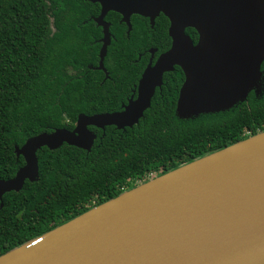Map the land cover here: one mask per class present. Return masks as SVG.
<instances>
[{"label": "trees", "instance_id": "trees-1", "mask_svg": "<svg viewBox=\"0 0 264 264\" xmlns=\"http://www.w3.org/2000/svg\"><path fill=\"white\" fill-rule=\"evenodd\" d=\"M98 12L96 3L83 0H0V180L23 165L14 150L26 139L69 131L78 114L119 111L145 51L155 49L156 55L169 45L161 14L152 26L132 15L128 30L108 12L110 39L97 69L101 33L92 18ZM184 33L195 42L193 29ZM182 80L176 66L163 73L149 107L131 127H88L95 134L89 151L66 144L36 151L37 179L0 196V255L152 176L264 131V81L259 95L249 91L227 110L181 119L175 103Z\"/></svg>", "mask_w": 264, "mask_h": 264}, {"label": "water", "instance_id": "water-1", "mask_svg": "<svg viewBox=\"0 0 264 264\" xmlns=\"http://www.w3.org/2000/svg\"><path fill=\"white\" fill-rule=\"evenodd\" d=\"M83 1L99 6L93 18L101 27L97 69H102L110 39L103 21L108 12L117 13L128 30L132 15L152 26L161 14L168 21L170 47L144 68L135 98L119 111L78 114L69 131L54 129L26 139L14 150L23 165L10 179L0 180V196L37 179L35 153L40 148L66 144L89 151L95 134L88 127L136 124L162 74L173 66L183 74L175 106L178 118L190 110H227L249 91L261 92L242 87V80L255 76L263 81L264 0ZM186 28L196 33L194 44ZM224 76L237 82L229 93L231 102L207 96L204 103H187ZM0 264H264V131L138 183L0 255Z\"/></svg>", "mask_w": 264, "mask_h": 264}, {"label": "rangeland", "instance_id": "rangeland-1", "mask_svg": "<svg viewBox=\"0 0 264 264\" xmlns=\"http://www.w3.org/2000/svg\"><path fill=\"white\" fill-rule=\"evenodd\" d=\"M232 66H233V64H232ZM241 67H242V71L247 74L248 73L247 67L246 66H241ZM236 68H237V66H236ZM263 70H264V67H263L262 71ZM251 77L252 76H250V78ZM250 78L248 79V77H245L242 80V87H244V88L250 87L251 89H256L258 91H261V88L263 85V81L261 80V78L255 79V76H253V79L251 81H249ZM234 81L235 80H233L232 78H230L228 76H224V77H222V79L214 82L213 84L204 87V89H202L200 92L195 94L193 99L190 102L187 101V103H197V104H192V106L204 103L207 99L206 98L207 96H210L211 97L210 99H215V101L222 102L224 104L231 102V96H229V93L231 92V88H232L233 83L237 84V82L236 81L234 82ZM204 106H207V105L204 104ZM201 113H204V112L203 111L190 110L187 113H183L182 115H179V117H181V118L193 117L194 118V116L201 114ZM152 177H156V176H152Z\"/></svg>", "mask_w": 264, "mask_h": 264}, {"label": "flooded vegetation", "instance_id": "flooded-vegetation-1", "mask_svg": "<svg viewBox=\"0 0 264 264\" xmlns=\"http://www.w3.org/2000/svg\"><path fill=\"white\" fill-rule=\"evenodd\" d=\"M99 13V12H98ZM107 14V13H106ZM98 15V14H97ZM96 15V16H97ZM95 16V17H96ZM95 17H93V18H95ZM105 17V16H104ZM93 18H92V21H93ZM103 21H104V18H103ZM105 22V21H104ZM107 23V22H106ZM95 24V23H94ZM149 24V23H148ZM96 26V25H95ZM96 27H99V26H96ZM100 28V33H101V27H99ZM108 28H109V26H108ZM197 39V38H196ZM192 41V40H191ZM98 42H100V46H101V41H100V39L98 40ZM195 42H196V40H195ZM194 42V43H195ZM193 43V44H194ZM170 47V39H169V45H168V47L165 49V51L168 49ZM165 51H161V52H159V53H157L156 55H155V53H156V50L155 49H152V48H149V49H147L146 51H145V53H146V56L143 58L144 59V63H143V67H142V71L144 70V68L147 66V65H152L154 62H155V60H156V58L161 54V53H163V52H165ZM140 57L138 56L137 57V60L139 59ZM134 61H136V60H134ZM264 62H262L261 64H262V69H263V67H264V64H263ZM175 66H173L172 67V70H173V68H174ZM260 67H261V65H260ZM171 70V71H172ZM142 71H141V73H142ZM181 71V70H180ZM264 71V70H263ZM103 72V75H104V77L106 78L107 77V74H106V72H104V70L102 71ZM141 73H140V75H141ZM165 73V72H164ZM264 73V72H263ZM140 75H139V77H140ZM163 75V74H162ZM183 75V74H182ZM139 79V78H138ZM138 79H137V81H138ZM137 81H136V84L135 85H132L131 86V88H130V94H129V97L126 99V102L128 101V100H130V99H134L135 98V96H136V86H137ZM264 81V80H263ZM182 82H183V80H182ZM182 82H181V84H182ZM161 83H162V76H161ZM161 85V84H160ZM181 86V85H180ZM160 87V86H159ZM159 87H156V88H159ZM155 88V89H156ZM180 88V87H179ZM154 89V90H155ZM154 93V92H153ZM126 104V103H125ZM175 106H176V103H175Z\"/></svg>", "mask_w": 264, "mask_h": 264}]
</instances>
